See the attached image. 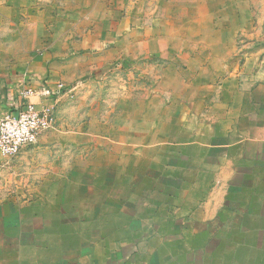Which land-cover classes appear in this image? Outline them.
Wrapping results in <instances>:
<instances>
[{
  "label": "rangeland",
  "instance_id": "rangeland-1",
  "mask_svg": "<svg viewBox=\"0 0 264 264\" xmlns=\"http://www.w3.org/2000/svg\"><path fill=\"white\" fill-rule=\"evenodd\" d=\"M0 78L64 86L0 154V264H264V0H0Z\"/></svg>",
  "mask_w": 264,
  "mask_h": 264
},
{
  "label": "built area",
  "instance_id": "built-area-1",
  "mask_svg": "<svg viewBox=\"0 0 264 264\" xmlns=\"http://www.w3.org/2000/svg\"><path fill=\"white\" fill-rule=\"evenodd\" d=\"M64 86L57 89L48 84L22 82L10 110L0 118V154L12 157L36 144L50 129L53 113L46 105L38 107L32 98L60 97Z\"/></svg>",
  "mask_w": 264,
  "mask_h": 264
},
{
  "label": "crops",
  "instance_id": "crops-1",
  "mask_svg": "<svg viewBox=\"0 0 264 264\" xmlns=\"http://www.w3.org/2000/svg\"><path fill=\"white\" fill-rule=\"evenodd\" d=\"M15 90L11 87V84H9L8 81L0 78V118L10 110L12 100L17 96V91ZM38 99L39 98H32L35 103H38ZM223 177L224 178L219 179L217 182H214L212 187L207 191L206 196L202 197L200 201L196 205H194V211L185 210L182 211V213H184L185 215L191 213L196 216L195 219L202 221L211 220L212 218H214L226 198L224 186L228 181L226 179L227 176ZM190 207L193 208L192 205H189V208Z\"/></svg>",
  "mask_w": 264,
  "mask_h": 264
}]
</instances>
